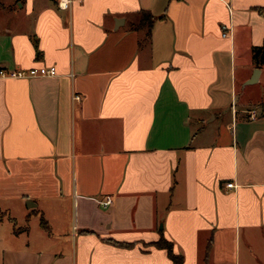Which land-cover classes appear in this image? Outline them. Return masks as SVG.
I'll use <instances>...</instances> for the list:
<instances>
[{
	"label": "crops",
	"instance_id": "1",
	"mask_svg": "<svg viewBox=\"0 0 264 264\" xmlns=\"http://www.w3.org/2000/svg\"><path fill=\"white\" fill-rule=\"evenodd\" d=\"M263 41L264 0H0V68L58 72L0 77V264H264Z\"/></svg>",
	"mask_w": 264,
	"mask_h": 264
},
{
	"label": "trees",
	"instance_id": "2",
	"mask_svg": "<svg viewBox=\"0 0 264 264\" xmlns=\"http://www.w3.org/2000/svg\"><path fill=\"white\" fill-rule=\"evenodd\" d=\"M140 14H141L140 21L137 24H135L133 27L135 28L146 27L147 28L146 37H150L151 32H152L153 22H154V16L148 10H141ZM252 56L257 66H261L264 64V41L261 45H254L252 47ZM41 224L43 227L48 228L47 221L43 217L41 218ZM116 243L119 245H125V246L129 245L126 242H116ZM211 243L212 242L210 240L207 245L206 256H208ZM153 245H155L156 247L165 249L168 256L173 260L174 264H181L183 262L184 255L182 253L175 252L173 242L167 239L164 235H161V237L158 240L153 242Z\"/></svg>",
	"mask_w": 264,
	"mask_h": 264
},
{
	"label": "built area",
	"instance_id": "3",
	"mask_svg": "<svg viewBox=\"0 0 264 264\" xmlns=\"http://www.w3.org/2000/svg\"><path fill=\"white\" fill-rule=\"evenodd\" d=\"M73 0H58V5L62 9H68ZM223 35H227V32L224 31ZM57 68L54 65L47 66H33L29 69H17V68H0V77H29V76H55L57 75ZM77 98H80L79 95H76ZM258 116V112L255 109L250 111L249 117L254 119ZM228 187H234L235 183L233 181L227 182ZM114 201L112 195H106L101 204L104 206L111 205Z\"/></svg>",
	"mask_w": 264,
	"mask_h": 264
},
{
	"label": "water",
	"instance_id": "4",
	"mask_svg": "<svg viewBox=\"0 0 264 264\" xmlns=\"http://www.w3.org/2000/svg\"><path fill=\"white\" fill-rule=\"evenodd\" d=\"M259 73H260V68H256L255 71H254V74L252 76V78L249 80V82H255L259 76Z\"/></svg>",
	"mask_w": 264,
	"mask_h": 264
},
{
	"label": "rangeland",
	"instance_id": "5",
	"mask_svg": "<svg viewBox=\"0 0 264 264\" xmlns=\"http://www.w3.org/2000/svg\"><path fill=\"white\" fill-rule=\"evenodd\" d=\"M246 92H249V94L251 95H255L254 93H251L249 90H247V91H242L241 89H240V92H239V94H240V96H241V98H243L244 97V95L245 94H247ZM2 215V212H0V216Z\"/></svg>",
	"mask_w": 264,
	"mask_h": 264
}]
</instances>
